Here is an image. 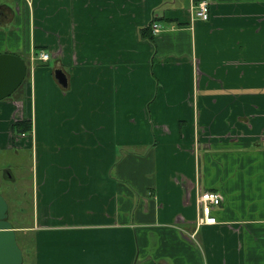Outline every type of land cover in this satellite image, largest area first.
Segmentation results:
<instances>
[{
  "label": "crops",
  "instance_id": "1",
  "mask_svg": "<svg viewBox=\"0 0 264 264\" xmlns=\"http://www.w3.org/2000/svg\"><path fill=\"white\" fill-rule=\"evenodd\" d=\"M197 1L0 0L27 64L0 100V148L30 150L25 264H264V0Z\"/></svg>",
  "mask_w": 264,
  "mask_h": 264
},
{
  "label": "rangeland",
  "instance_id": "2",
  "mask_svg": "<svg viewBox=\"0 0 264 264\" xmlns=\"http://www.w3.org/2000/svg\"><path fill=\"white\" fill-rule=\"evenodd\" d=\"M31 55L34 62L29 64L30 74L34 67L36 68L44 65L36 59L37 57L39 58V55ZM27 58L26 55V59ZM45 66L51 67L52 64ZM22 85L23 83H21L10 96L17 94V91L21 90ZM4 169H8L10 172L8 176L4 174ZM31 177L30 150L5 147H2V149L0 148V194L5 198L8 205V221L18 228H24L26 225H31L34 221ZM23 235H26L29 238V242L36 238L34 231H16V240L20 247L22 244L21 242L24 239ZM25 252L23 253L25 254ZM25 263L26 260L23 261V264Z\"/></svg>",
  "mask_w": 264,
  "mask_h": 264
},
{
  "label": "water",
  "instance_id": "3",
  "mask_svg": "<svg viewBox=\"0 0 264 264\" xmlns=\"http://www.w3.org/2000/svg\"><path fill=\"white\" fill-rule=\"evenodd\" d=\"M27 72L25 60L10 52L0 53V100L9 97L23 82ZM55 77L66 86L64 73L55 69ZM7 202L0 194V264H22L23 253L16 240V231L7 217Z\"/></svg>",
  "mask_w": 264,
  "mask_h": 264
},
{
  "label": "built area",
  "instance_id": "4",
  "mask_svg": "<svg viewBox=\"0 0 264 264\" xmlns=\"http://www.w3.org/2000/svg\"><path fill=\"white\" fill-rule=\"evenodd\" d=\"M194 15L201 19L207 20L210 13V5L208 0H198L193 6ZM153 32H158L160 23L153 22L151 25ZM39 58L43 61L49 58V54L45 51L39 53ZM222 200V196L217 191L199 190L196 203L198 208V216L196 218L197 224H213L216 223V218L212 212V206L218 205Z\"/></svg>",
  "mask_w": 264,
  "mask_h": 264
},
{
  "label": "trees",
  "instance_id": "5",
  "mask_svg": "<svg viewBox=\"0 0 264 264\" xmlns=\"http://www.w3.org/2000/svg\"><path fill=\"white\" fill-rule=\"evenodd\" d=\"M140 36L144 37V38H149L151 39V33L149 31V25L145 28L140 29ZM40 47L36 46L34 48V50H39ZM38 51H36L37 53ZM12 129L13 131H30L31 130V122L29 120H23V121H17L15 123L12 124ZM23 253V251H22ZM24 255V253H23ZM23 261H24V256H23Z\"/></svg>",
  "mask_w": 264,
  "mask_h": 264
},
{
  "label": "flooded vegetation",
  "instance_id": "6",
  "mask_svg": "<svg viewBox=\"0 0 264 264\" xmlns=\"http://www.w3.org/2000/svg\"><path fill=\"white\" fill-rule=\"evenodd\" d=\"M6 173H7V174H6ZM4 174L8 176V174H9L8 169H4ZM7 209H8V208H7ZM6 218L8 219V212H7V217H6Z\"/></svg>",
  "mask_w": 264,
  "mask_h": 264
}]
</instances>
